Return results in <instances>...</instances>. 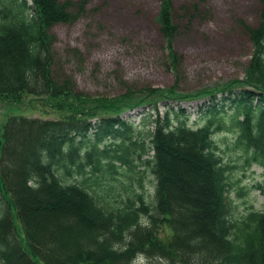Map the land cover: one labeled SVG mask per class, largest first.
I'll return each mask as SVG.
<instances>
[{"label":"trees","instance_id":"16d2710c","mask_svg":"<svg viewBox=\"0 0 264 264\" xmlns=\"http://www.w3.org/2000/svg\"><path fill=\"white\" fill-rule=\"evenodd\" d=\"M260 1L259 26L242 22L253 46L242 79L192 93L147 87L110 97L80 91L54 70L52 29L75 22L86 1L0 0V97L28 94L69 111L63 119L11 116L0 123L1 263L139 264L144 256L170 264H264V211L235 214L229 193L239 183L231 176L237 165L224 162L213 139L218 130L233 131L245 164L264 168ZM173 6L159 0L155 19L176 68L182 56L174 46ZM194 100L203 101L205 115L196 127L182 105ZM142 107L157 113L148 145L122 117ZM135 156L155 176L154 202L140 194V206L131 199L121 205L102 182L115 180L121 166L136 168ZM74 175L80 178L65 181Z\"/></svg>","mask_w":264,"mask_h":264},{"label":"rangeland","instance_id":"374dc122","mask_svg":"<svg viewBox=\"0 0 264 264\" xmlns=\"http://www.w3.org/2000/svg\"><path fill=\"white\" fill-rule=\"evenodd\" d=\"M71 1L86 3L75 22L58 24L52 29L56 37L54 70L58 76H71L80 91L110 97L129 88L147 87H176L180 93H192L235 78L242 79L253 54L250 34L242 22L258 27L262 11L260 0H173V16L178 27L174 46L182 56L173 68L155 19L159 0ZM202 104V100L182 103L191 113L194 127L205 122L200 110ZM158 110L163 117L164 102L158 103ZM67 114L69 111H60L50 101L32 95L0 97L1 124L11 116L63 119ZM156 114L151 107H142L129 110L122 117L133 124L135 137L145 139L148 145ZM231 117L229 113L225 121L231 123ZM213 139L224 162L237 165L231 170V176L239 183L229 193L235 214L241 215L251 207L264 211V189L256 187L258 183L264 184V168L245 164L242 150L234 146L233 131L218 130ZM152 154L150 150L144 159ZM135 157L136 168L121 166L114 175L115 180L102 182V188H108L107 184L113 187L111 194L121 205L131 199L140 206L137 197L140 194L147 204L154 202L155 176L149 165ZM92 167L93 164L87 166L90 173ZM64 178L66 182H75L80 177ZM147 223L148 217H145L143 224ZM138 263L170 264L144 256L139 257Z\"/></svg>","mask_w":264,"mask_h":264}]
</instances>
